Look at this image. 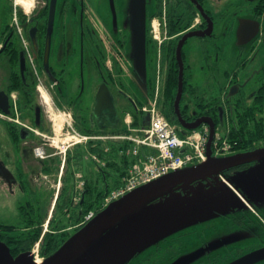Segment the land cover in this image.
I'll return each mask as SVG.
<instances>
[{
  "label": "flooded vegetation",
  "instance_id": "obj_1",
  "mask_svg": "<svg viewBox=\"0 0 264 264\" xmlns=\"http://www.w3.org/2000/svg\"><path fill=\"white\" fill-rule=\"evenodd\" d=\"M121 1L0 0V188L14 199L13 212L0 220V241L13 256H51L86 225L87 207L102 210L101 192L110 185L103 174L96 173L95 183L86 178L87 149L67 142L65 124L56 132L57 118L107 130L118 124L120 110L143 102L144 91L152 94L156 74L160 107L177 131L225 132L241 124L263 135L251 138L244 152L264 149V0H145L147 71L144 84L135 86L137 95L128 94L116 77L143 82L128 55L134 48L132 11L121 10ZM86 66L97 76L89 105L85 84L74 82L76 69L82 78ZM175 79L181 93L177 86L166 94ZM104 86L111 103L97 100ZM8 141L10 149L2 143ZM263 161L230 168L222 178ZM221 175L192 184L215 187L223 183ZM88 183L94 186L91 195ZM250 200L222 215L238 234L202 243L195 251L204 250L201 264H230L264 248V203Z\"/></svg>",
  "mask_w": 264,
  "mask_h": 264
},
{
  "label": "rangeland",
  "instance_id": "obj_2",
  "mask_svg": "<svg viewBox=\"0 0 264 264\" xmlns=\"http://www.w3.org/2000/svg\"><path fill=\"white\" fill-rule=\"evenodd\" d=\"M125 7L129 8L132 11V15L130 14L128 16V21H130L131 24L132 21L134 22V20L131 19L133 18L134 12V0H122L119 8L123 10L125 9ZM232 44L233 39L230 40V43H227L228 46ZM128 55L130 57L131 68L133 71V69L137 68L135 64L136 62L134 60L135 55L134 53L132 54L131 51L128 52ZM193 58L197 59L198 54H194ZM227 58V60H233L234 54ZM144 69L145 71H147L146 67ZM94 70L95 69H92L90 66L84 67L82 78L80 77L79 70L76 69L75 71V85H77V82L80 81L83 82L86 86L85 105H89L90 103H92V99L89 97L88 93H91L94 89V86L97 84L95 82L97 76ZM116 77L117 81L119 83H122L123 88L128 94L137 95L135 86L138 83L141 86L142 84H144V81H137L136 83V80H134L132 82H129L128 77L125 74ZM143 79L145 80L146 76H144ZM140 99L145 102V99H143L142 97ZM119 113V116H121V110L119 111ZM63 117L64 116L62 115L59 116V118ZM66 119L70 120L68 118H65V120ZM60 122L61 121L58 120L57 125ZM3 131V126L0 123L1 140H3ZM220 134L221 133H219L218 137H220ZM2 143L6 145V149H10L9 141ZM9 153L12 156L10 157V162H12L15 155L13 154L12 150H10ZM237 154L240 155L242 153H235L231 155L224 154L221 155L218 159H227L230 157H234ZM86 161L88 169L86 178L95 183L97 173L96 163H94L91 158H87ZM10 162L7 160V165L8 167L13 169ZM196 165L197 164L195 163L189 164L188 166L182 168L180 172H184ZM232 174H229L226 178L230 180L237 189L243 192L245 197H247L249 200L255 199L257 202L264 203V161L262 163L254 164L245 169H237ZM172 175L173 174L170 173L169 176ZM111 179L112 182L115 181L117 179V175L113 173L110 176V180ZM147 188L148 187L140 186L133 194H127L126 197H136ZM193 194H199V196L196 197L193 196ZM209 194H215V197L212 200H208L212 196H210ZM205 195L209 196L201 200V198L205 197ZM13 201L14 199L8 195V192L5 189L0 188V220L5 219L4 212H13ZM117 201L118 200L113 202L115 203L113 205L119 207L120 203H116ZM189 201H192V204H195L197 211H193L192 214H188L184 217L181 216L176 220L170 219V221H167L165 224L160 225V227L153 230L151 234L143 237L137 245L124 250L112 264H167L169 262L175 261L176 259L184 258L193 254L204 242H211L213 244L222 237L229 238L234 237V235L238 234L237 232H235V230L226 225L228 220L226 218H223L224 216L219 213V210H223L227 213L228 209L231 210L230 207H232V205L238 204V201L233 196V194L225 190L223 186H220L218 184L215 185V187L212 186L203 188L199 184L193 185L192 183L186 181L181 184L165 188L154 194L150 198L135 205L133 208H131L130 211L120 217L96 239H94L89 248L92 246H98L101 241H104L107 237L113 234L115 230L121 225L127 228L126 226L130 222H132L135 216L139 215L141 212L147 211V213H149V211H151L153 212V214L159 213L160 215H163L160 209L162 208L165 210L167 208L171 211L172 206L180 211H182L181 209L189 210L191 208V206L188 205L190 204ZM214 205H217L218 212H212V208ZM107 207L108 206L103 208V211L107 209ZM158 218L162 217L160 216ZM88 223L89 222H87L86 225ZM202 257L203 256L200 255L187 264H201L199 260ZM205 257L206 256H204L203 259Z\"/></svg>",
  "mask_w": 264,
  "mask_h": 264
},
{
  "label": "water",
  "instance_id": "obj_3",
  "mask_svg": "<svg viewBox=\"0 0 264 264\" xmlns=\"http://www.w3.org/2000/svg\"><path fill=\"white\" fill-rule=\"evenodd\" d=\"M135 13L133 16V43L134 48L132 54L135 55V64L137 66L138 72L143 81L145 76V0H134ZM241 27V26H240ZM254 36V35H253ZM240 38V32H238V40ZM251 38V37H250ZM249 38V39H250ZM248 39V40H249ZM178 96L181 93V83L178 87ZM103 97L106 101L112 102L110 99V94L108 89L100 88L97 94V100ZM149 120L148 116H145L144 123H147ZM213 138V131H210L209 141L207 143V160L200 164H197L193 168H190L184 172L180 170L173 172L172 176L170 174L153 181L149 184L144 185L148 187L146 190H143L141 194L136 197H126L118 200L116 203H120L119 207L114 206L111 203L107 209L100 212L91 222L86 226L76 232L69 240H67L53 255L44 259L41 264H112L120 254L132 247L137 245L140 240L160 225L165 224L167 221L176 220L179 217H184L186 215L192 214L193 211H197L195 204H192V201H189L191 208L189 210L181 209L182 211L174 208L172 206L170 209H160L163 215L159 213H154L149 211L141 212L139 215L135 216L132 222H130L125 228L121 225L118 227L113 234L107 237L104 241H101L98 246H89L92 244L93 240L96 239L101 233H103L110 225L117 221L120 217L125 215L128 211L131 210L138 203L150 198L159 191L169 188L183 182H194L196 180L218 176L222 172L245 164L249 161H254L256 159L264 158V149L256 150L250 153H242L234 157L227 159H218L211 156L210 145ZM85 169V163H83ZM230 183L234 189L239 192L242 198L249 203L247 197L244 196L243 192L237 189L230 180H226ZM218 185L223 186L225 190L231 192L233 196L237 199L238 204L232 205L231 209L235 208L239 204L243 205L242 200L225 184L218 181ZM177 188V187H176ZM175 188V189H176ZM137 190V189H136ZM136 190L129 193L133 194ZM212 200L215 197V194H209ZM209 195H205L207 198ZM193 196L198 197L199 194ZM202 196V195H201ZM206 200V201H208ZM212 212H218L217 205H214ZM229 212V209H228ZM221 215L226 214L225 211L219 210ZM162 218H158V217ZM168 216V218H167ZM204 251V250H202ZM202 251L194 252L193 254L179 258L170 264H187L192 260L196 259L198 254ZM264 260V248L253 251L236 261L231 262L230 264H255ZM0 264H36L33 262L32 256L29 253H22L16 257H13L10 253L9 248L2 241H0Z\"/></svg>",
  "mask_w": 264,
  "mask_h": 264
},
{
  "label": "built area",
  "instance_id": "obj_4",
  "mask_svg": "<svg viewBox=\"0 0 264 264\" xmlns=\"http://www.w3.org/2000/svg\"><path fill=\"white\" fill-rule=\"evenodd\" d=\"M158 22L152 21L153 29H157ZM158 90L154 99L148 106L142 108V113L150 116L149 125L146 127H133V119L126 115L124 124L127 133L105 136H82L72 127L71 120L66 119L68 141L71 146L87 143L89 141H112L115 143H128L126 150L130 156L126 176L121 184L114 188L105 198V204L117 200L135 188L156 180L172 171L183 168L193 163L205 161V136L195 133L187 138L177 136L174 127L168 122L157 108ZM126 119L130 121L127 122ZM59 130L62 126L58 127ZM186 148L183 155L178 154L180 149ZM224 150L227 146L223 147ZM37 149L36 151H39ZM93 213L86 215L90 219Z\"/></svg>",
  "mask_w": 264,
  "mask_h": 264
},
{
  "label": "trees",
  "instance_id": "obj_5",
  "mask_svg": "<svg viewBox=\"0 0 264 264\" xmlns=\"http://www.w3.org/2000/svg\"><path fill=\"white\" fill-rule=\"evenodd\" d=\"M177 86L179 87L178 82H176V79L172 82H168V86H167V91L166 94L171 95V93H173V90H175V87L177 88ZM130 110V109H129ZM133 118H134V122L136 124H138V113L130 110ZM165 116L168 118V116L165 114ZM239 122H242V116L239 117ZM243 125H239L237 130H232V131H225L223 133L220 134L222 140H225L229 146H230V150L232 151H239V152H244L245 150L249 149L250 146H248L249 141L251 140V138L255 137L256 140L258 139H262L263 135L261 134V132H255L254 133H250L246 130L242 129ZM78 130L84 134H104L107 133V131H97V130H90L88 128L83 129L80 126H77ZM123 126H121V122H120V128L114 130L113 132H121L123 131ZM193 131L187 132V133H192ZM216 131H214L215 133ZM253 136H251V135ZM215 134H213L214 136ZM92 143H90L87 146V151L85 150V153H93L96 154L102 161L105 162V166L104 167H98V174H103L106 177V182L108 183V177L112 175L111 172L109 171H116L117 172V181H115L112 185L108 186V189L106 190V192H101V196H100V201H102V199L104 198V196L106 195V193L108 191H110L112 188L117 187L120 183L121 178L125 175V170H124V166L127 163L125 160H121L118 153L116 152V147L114 145H110L111 148L109 151H105L104 147L102 146L101 143H95L96 146L94 145L93 147H90ZM211 147H213V143L211 142ZM78 155V154H77ZM76 155V157H77ZM79 155H82V153H79ZM124 157V155H122ZM121 160V161H120ZM123 162V165H122ZM81 163V162H80ZM81 167V164H80ZM87 188L89 189V194L91 195L93 193L94 190V186L92 183H88ZM101 203V202H100ZM100 205V204H99ZM98 210V207H94L93 204H91V206L87 207L86 212H88L89 210ZM85 212V213H86Z\"/></svg>",
  "mask_w": 264,
  "mask_h": 264
},
{
  "label": "bare ground",
  "instance_id": "obj_6",
  "mask_svg": "<svg viewBox=\"0 0 264 264\" xmlns=\"http://www.w3.org/2000/svg\"><path fill=\"white\" fill-rule=\"evenodd\" d=\"M127 122H129L130 120L129 119H126Z\"/></svg>",
  "mask_w": 264,
  "mask_h": 264
}]
</instances>
